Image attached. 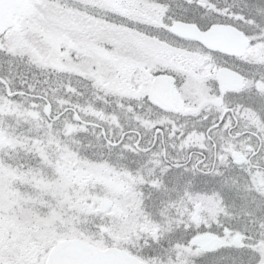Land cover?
<instances>
[{"label":"snow or ice","instance_id":"obj_1","mask_svg":"<svg viewBox=\"0 0 264 264\" xmlns=\"http://www.w3.org/2000/svg\"><path fill=\"white\" fill-rule=\"evenodd\" d=\"M0 264H264V0H0Z\"/></svg>","mask_w":264,"mask_h":264}]
</instances>
